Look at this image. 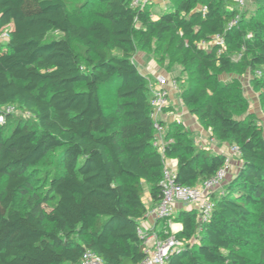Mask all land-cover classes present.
<instances>
[{"label": "trees", "instance_id": "16d2710c", "mask_svg": "<svg viewBox=\"0 0 264 264\" xmlns=\"http://www.w3.org/2000/svg\"><path fill=\"white\" fill-rule=\"evenodd\" d=\"M253 1L259 15L230 25L239 14L235 0H203L202 7V0H176L156 18L150 3L141 9L132 0H84L100 6L90 21L67 0H0V30L9 26L0 43V264H80L86 249L105 264H140V229L163 198L166 158L178 160L176 181L188 186L224 167V153L197 149L164 121L170 142L163 152L154 145L151 77L134 60L139 46L161 67L165 59L168 70L182 67L189 76L183 105L213 139L238 146L241 161L213 193L207 221L196 208L180 209L171 219L181 230L173 232L168 219L143 230L184 241L166 264H264V129L255 115H235L246 109L240 79L225 88L218 78L250 71L264 108V0ZM54 31L62 36L49 39ZM217 34L225 49L201 45ZM111 82L120 99L114 111L101 96ZM227 89L237 90L235 102L221 96ZM8 107L27 117L15 118ZM53 157L54 170L36 183L38 167ZM18 196L27 210L14 207Z\"/></svg>", "mask_w": 264, "mask_h": 264}, {"label": "rangeland", "instance_id": "374dc122", "mask_svg": "<svg viewBox=\"0 0 264 264\" xmlns=\"http://www.w3.org/2000/svg\"><path fill=\"white\" fill-rule=\"evenodd\" d=\"M176 0H152L150 2V6L152 8V11L156 13H159L160 11L166 9L169 6H172L175 3ZM236 8L239 11V15L241 18H243V21L245 23L251 22V20L259 15V7L253 0H235ZM69 5L73 7H80L83 11L84 15L86 16V19L88 21L97 19L96 17V11L100 8V6L96 3H89L86 6H83L84 0H67ZM203 0L200 5L202 7ZM225 5L229 6L227 3ZM8 27L3 28L0 30V43L4 44L8 40ZM62 34L54 31L50 34L49 39L51 38H59ZM1 45V44H0ZM2 50V46H0V51ZM152 50H149L148 48H143L142 46L138 47V51L135 55L134 60L139 65L142 72L149 75L151 78H155L152 74L155 73L152 71L151 67L158 64V60L156 55L151 52ZM166 57V56H165ZM240 58V56H235L234 59L237 61ZM169 65L168 60L165 59L164 65H163V71L165 72L168 77H178L180 80H182V83L178 85L177 91L175 93V100L179 101V103H176V105L171 109L167 108L165 109L161 121H164L165 125L171 128L170 125H174L179 128V130L185 131L189 137L192 138V141L196 145L197 149H205V150H211L213 152L217 153H224L226 156L230 153V148L226 145H223L219 143L217 140L213 139L210 131L207 130L203 124L200 123L198 117L192 113L189 112V110L183 105L180 95L181 90L188 86L189 76L188 74L183 72V69L179 65H171L169 70L165 68ZM219 80L221 81L222 87L227 88L228 85H230L234 78H239L242 83V97L246 101V109L238 113L236 112L235 115L239 118H246L248 115H255L258 120L259 124L262 127L263 124V118H264V108L261 105L260 101V90L253 84V78L254 75L247 71L244 74H237L235 72H229V73H223L218 75ZM232 91V92H230ZM236 89H231L228 91H223L221 96L227 100H231L233 102L236 101L234 97V93H236ZM101 96L103 104L106 107V110L108 111H114L117 109L118 104L120 102V99L118 98L116 94V83L111 82L109 84H106L102 86L101 89ZM10 113L15 117L18 118L20 116L27 117V115L18 107H12L10 110ZM167 113V114H166ZM166 114V115H165ZM197 117V118H196ZM199 123V124H198ZM169 131V130H168ZM165 134V133H164ZM170 137V136H169ZM225 149L227 152H224ZM228 153V154H227ZM176 158H166V163L169 164V166L174 168V162ZM233 164L231 165L227 179L230 180L239 170L241 167V161L237 156H233ZM55 168V160L53 158H49L46 160L42 165L38 167V172L40 176V181L47 177ZM226 183V182H225ZM224 186V185H223ZM220 191H223V187L219 188ZM221 193V192H219ZM188 205V204H187ZM14 207L20 210H27V206L25 203V197L18 196L14 203ZM174 219L169 220L170 223H174ZM152 223H148L146 225H142L144 230H147L152 227ZM159 225H163L162 221L159 223ZM245 254H247L251 258H256V254L253 251H245Z\"/></svg>", "mask_w": 264, "mask_h": 264}, {"label": "built area", "instance_id": "2783aa9c", "mask_svg": "<svg viewBox=\"0 0 264 264\" xmlns=\"http://www.w3.org/2000/svg\"><path fill=\"white\" fill-rule=\"evenodd\" d=\"M152 0H132V5L141 9L145 8ZM153 17V15H152ZM240 15L233 19L230 25L237 24ZM8 36V34H7ZM201 45L211 47L213 45H220L221 51L226 48L225 38L217 34L208 41H202ZM150 101L152 104L151 115L156 122V138L154 145L160 151H164L165 146L170 141L165 137V130L161 124V117L168 107L171 105L172 91L178 87V81L174 77H168L166 74H160L155 78H150ZM12 107H8L10 112ZM5 122V116L0 115V123ZM262 127L264 129V118ZM233 156L240 158V149L238 146H230V153L227 155L226 163L213 177L204 180L202 183L195 186H188L179 184L176 181L177 169L165 164L163 169L162 185V200L147 213L148 218L154 221L168 219L175 214L177 204H193L198 212L199 221H207L213 211L212 195L215 191L222 188L228 180V171L233 164ZM140 233L146 237L145 257L140 264H166L169 254L176 248L184 245V241L179 240L174 234L168 239H159L156 235H146L143 229ZM80 264H105L103 258L96 254L91 249H86L83 253Z\"/></svg>", "mask_w": 264, "mask_h": 264}, {"label": "crops", "instance_id": "0c3cea01", "mask_svg": "<svg viewBox=\"0 0 264 264\" xmlns=\"http://www.w3.org/2000/svg\"><path fill=\"white\" fill-rule=\"evenodd\" d=\"M156 17H157V15H153V18H156ZM151 69H152L153 72H155V73L152 74L153 76H157V75H160V74H165V72L163 71V68L159 64L154 65L153 67H151ZM176 92H178L177 88H174L173 91H172L171 105L168 108L172 109L176 105V103H179V101L175 100V98H174ZM223 145H226V146H228L230 148V145H228V144H223ZM227 150H229V149H225L224 152H227ZM173 162H174L173 163L174 164V168L177 169L178 160L176 159ZM218 192H221V191L218 190ZM145 201H146L147 205L151 206V197H150V193L149 192L146 193ZM193 208H195V205H193V204L186 205V204L179 203V204H177V209H176L175 213H177L180 209H193ZM150 222L153 224L152 227H156L157 226L158 229L161 228V225H158V223L156 221H154L152 218L143 219L142 225H146V224H148ZM170 227H171L173 232H177V231L181 230L182 224L179 223V222H174V223H170Z\"/></svg>", "mask_w": 264, "mask_h": 264}]
</instances>
